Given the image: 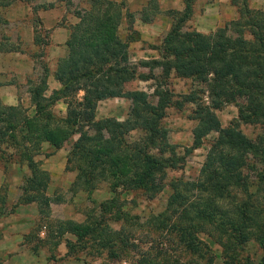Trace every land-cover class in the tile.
Masks as SVG:
<instances>
[{
	"label": "trees",
	"instance_id": "16d2710c",
	"mask_svg": "<svg viewBox=\"0 0 264 264\" xmlns=\"http://www.w3.org/2000/svg\"><path fill=\"white\" fill-rule=\"evenodd\" d=\"M32 1L0 0V10L14 2L30 4L32 13L52 8V3ZM197 1L181 0L180 11L164 12L171 23L158 48L159 58L138 62H132L127 53L128 43L138 36L122 2L90 0L87 10L74 12L77 22L69 26L66 54L56 61L52 73L59 87L45 94L47 69L42 66L37 81L27 80L32 115L28 116L20 104H0V158L13 155L25 163L29 176L23 189L38 197L37 192L47 185V175L33 156L43 143L59 149L76 135L72 157L75 163L80 161L75 165L76 181L83 190L91 191L101 165L103 173L116 179L114 188L148 189L156 171L163 165L174 169L182 159L168 142L167 130L161 124L165 109L181 110L190 104V119L195 125L185 153L199 148L210 133L215 136L198 176L169 184L172 193L166 203L168 207L175 205V210L168 216L150 217L148 225L173 233L186 252L205 255L208 264L214 255L198 238L199 233L204 232L224 249L231 247L228 240L240 246L251 238L261 250L258 264H264V11L249 8L247 0H229L237 18L202 34L184 30ZM159 12L156 0H147L139 11V20L149 23ZM122 18L128 31L125 40L117 35ZM4 23L0 16V26ZM33 44L41 47L42 42L34 36ZM16 51L17 46L0 35V54ZM154 69L159 70L155 76ZM172 73L202 84L204 89L173 98L165 87ZM150 79L155 84L151 94L123 90L131 81ZM113 97L129 100L126 117L121 121L94 120L97 103ZM59 101L65 106L63 118L51 112ZM228 104L235 106L236 116L221 128L215 111ZM240 123L256 126L257 134L252 139L245 137L238 128ZM8 149L14 153L6 154ZM113 201L100 206L108 210L114 207ZM4 214L0 209V217ZM108 215L113 223L133 225L132 218L118 207ZM57 227L60 234L74 236L77 245L90 237L98 249L105 250L112 259L116 257L112 246L119 231L109 230L106 225L100 228L97 222L72 220L62 221ZM223 264L229 263L224 260Z\"/></svg>",
	"mask_w": 264,
	"mask_h": 264
},
{
	"label": "rangeland",
	"instance_id": "374dc122",
	"mask_svg": "<svg viewBox=\"0 0 264 264\" xmlns=\"http://www.w3.org/2000/svg\"><path fill=\"white\" fill-rule=\"evenodd\" d=\"M110 1L122 2L130 15L131 28L137 32L136 41L128 43L129 59L132 62L157 60L158 48L171 22L164 10H160L151 22L142 23L139 20V11L146 5L147 0ZM156 2L158 6L159 0ZM18 3L14 2L0 10V16L6 20L5 24L0 26V35L8 37L21 52L19 55H0V87L12 86L16 103L19 102L25 113L30 116L32 107L26 92V81H37L42 66H45L48 86L45 94L48 95L56 84L50 77L54 61L60 53H65L64 48L60 51L53 48L50 42L40 48L31 45V42L27 41L30 28L35 26L36 34L45 42L44 40L52 34V29L44 32L45 28L66 27L74 23L77 21L74 12L87 10L90 0H33L32 4L52 3L53 8L43 13H31V5L22 3V6H18ZM237 16L236 9L230 5L229 0H199L184 30L196 31L200 28V33L208 34ZM39 21H42L40 25L37 23ZM117 35L123 40L127 38L124 18L117 28ZM158 72V69H154L152 75L155 76ZM154 85L151 79L134 80L125 84L123 90L151 94ZM165 85L176 99L190 90L204 89L202 84L177 77L173 73L165 80ZM129 107V101L122 98L103 100L97 104L94 120H122ZM191 109L190 104L184 105L181 110L173 107L165 109L161 124L167 130L168 142L175 146L182 159L174 169L165 168L163 165L160 171H156L150 178L148 189L122 186L114 188L116 179L109 177L107 172L103 173L104 166L101 165L98 167L102 168V171L95 172L97 176L95 175L91 191L83 190L76 181L78 171L75 165L80 161L76 160L75 163L72 157V145L76 135L62 143L59 149H52L47 143H43L40 152L33 156V160L38 162L47 175V185L37 192L38 197L36 193L23 189L25 179L29 176L25 163L17 161L13 155L1 156L0 209L5 214L0 217V264H208L205 255L186 252L173 233L148 225L150 217L157 214L168 216L172 213L170 211L175 210V205L168 207L166 203L172 193L169 184L172 180H194L198 176L206 151L215 136V133H210L199 148L185 153V148L191 145V130L195 125V121L190 119ZM51 112L63 118L64 105L55 104ZM215 116L220 127L224 128L236 116V108L233 104H228L215 111ZM238 128L250 139L258 132L256 126L249 124L240 123ZM10 153H14L12 149L6 150V154ZM40 198H43L44 202H40ZM110 199L114 200V207L105 210L100 206ZM116 207L132 218L133 225L128 227L129 223H113L108 220V214H112ZM65 220L89 224L97 222L100 228L106 225L109 230L119 231L117 237L113 238L115 243L112 246L116 257L112 259L105 250L98 249L90 237L83 238L81 245H77L71 234H60L57 226ZM198 238L214 255L211 264H223L224 260L229 264H258L261 257L259 246L251 238L240 246L228 240L231 247L225 249L216 245L204 232L199 233Z\"/></svg>",
	"mask_w": 264,
	"mask_h": 264
},
{
	"label": "crops",
	"instance_id": "0c3cea01",
	"mask_svg": "<svg viewBox=\"0 0 264 264\" xmlns=\"http://www.w3.org/2000/svg\"><path fill=\"white\" fill-rule=\"evenodd\" d=\"M199 1V0H198ZM197 1V2H198ZM218 1H221V0H218ZM225 1V0H224ZM197 2L194 4V6H193V11L195 10V8H196V5H197ZM20 3V4H19ZM17 5L18 6H22V2H19ZM159 4H158V9L159 10H164V12L166 11V10H177V11H180L181 9H182V4H181V0H159V2H158ZM26 4V3H25ZM30 5V4H29ZM161 5L163 6V8H161ZM18 6H17V8H18ZM247 6L249 7V8H251V9H260V10H263L264 11V0H247ZM52 8H53V6H52ZM52 8H49V9H47V10H37V11H40V12H45V11H49L50 9H52ZM30 11H31V9H30ZM32 13V12H31ZM160 13V12H159ZM170 18V17H169ZM171 20V19H170ZM6 21V20H5ZM77 21H75L74 23H76ZM39 25L42 23V21H39V22H37ZM74 23H71V24H69V25H67L66 27H61V26H56V27H50V28H45L46 30H44V32L45 31H47V30H49V29H52V34H50V36H49V38L48 39H45L44 41L45 42H42V38H40L41 36H39V34H36V27L34 26V27H32V28H30V31H29V33H28V40H27V38H26V40L27 41H30L31 42V45H33L34 47H36V48H40V46H37V45H34L33 44V37L35 36H37L40 40H41V42H42V45H41V47L42 46H45V45H47V42H50V43H52L53 44V48H57V49H60V51L64 48V51H65V53L64 54H62V53H60V55L56 58V60L54 61V65H53V69H52V72L50 73L51 74V79H52V81L53 82H55L56 84L54 85V88L53 89H57L58 87H59V85H58V83L56 82V81H54V79H53V77H52V73H53V70H54V67H55V63H56V61L58 60V59H60V58H62V57H64L65 56V54H66V48H65V45H64V43H65V41L67 40V38H68V35H69V26H71V25H73ZM171 23V22H170ZM5 24V23H4ZM33 29H35V33L33 32ZM169 29V28H168ZM199 30H201L200 28H197L196 29V31L197 32H199ZM168 31V30H167ZM201 32V31H200ZM199 32V33H200ZM25 37H27V35L25 36ZM46 43V44H45ZM51 47V48H52ZM19 53H21L20 51H19V49H18V51H16V52H8V53H1L0 55L1 56H3V55H6V54H16V55H19ZM30 67H31V63L29 62V69H28V71L30 72ZM47 69V68H46ZM47 79V78H46ZM46 84H47V81H46ZM26 85H27V81H26ZM53 89H51V90H53ZM47 90H48V86H47ZM47 90H46V92H47ZM50 90V91H51ZM124 91H127V90H124ZM132 91V90H131ZM45 92V93H46ZM50 93V92H49ZM114 98H121V97H113L112 99H114ZM29 99V98H28ZM107 99H111V98H107ZM122 99H124V98H122ZM104 100H106V99H104ZM125 100H127V99H125ZM101 101H103V100H101ZM101 101H99V102H101ZM127 101H129V100H127ZM0 104H2V105H5V106H15V105H17V104H19V102H17L16 103V98H15V93H14V88L12 87V86H2V87H0ZM98 102V103H99ZM16 103V104H15ZM57 103H61L60 101L59 102H57ZM57 103H55V104H57ZM97 103V104H98ZM130 103V102H129ZM30 104V103H29ZM54 104V105H55ZM31 106V105H30ZM96 107H97V105H96ZM64 108H65V106H64ZM130 108V107H129ZM95 111H96V108H95ZM129 111V110H128ZM126 117V116H125ZM123 120V119H122ZM119 121H121V120H119ZM192 139V138H191Z\"/></svg>",
	"mask_w": 264,
	"mask_h": 264
}]
</instances>
